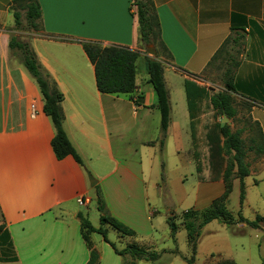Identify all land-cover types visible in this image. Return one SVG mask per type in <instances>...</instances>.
<instances>
[{
	"label": "crops",
	"instance_id": "0c3cea01",
	"mask_svg": "<svg viewBox=\"0 0 264 264\" xmlns=\"http://www.w3.org/2000/svg\"><path fill=\"white\" fill-rule=\"evenodd\" d=\"M13 1L0 0V264H88L92 252L96 264H124L102 235L82 228L79 215L101 226L89 174L98 181L107 214L133 232L126 236L104 226L118 250L137 245L161 254L155 262L137 264H188L183 215L209 208L226 193L228 158H212L207 134L215 123L208 115L215 111L204 98L191 112L185 82H196L210 96L223 91L212 87L205 68L226 39L241 38L233 95L238 109L250 104L247 115L264 135V0H153L160 39L171 54L163 67L171 114L162 151L161 113L146 68V59L160 52L153 57L141 49L133 0H38L41 28L29 34L30 45L64 96V129L83 165L72 156L57 159L39 87L11 55ZM92 40L140 52L133 95L98 91L95 69L80 44ZM168 148L174 150L170 163L162 157ZM256 159L244 183L247 190L258 189L260 199L247 194L241 204L237 176L227 198L228 209L249 221L264 218V157ZM81 197L89 202L80 205ZM169 218L178 226L175 236ZM259 230L209 223L195 264H264L261 244H253Z\"/></svg>",
	"mask_w": 264,
	"mask_h": 264
},
{
	"label": "trees",
	"instance_id": "16d2710c",
	"mask_svg": "<svg viewBox=\"0 0 264 264\" xmlns=\"http://www.w3.org/2000/svg\"><path fill=\"white\" fill-rule=\"evenodd\" d=\"M38 0H14L10 5L11 12L14 18L16 28H21L22 12H25L27 27L30 30L38 32L41 28L42 9ZM132 7L133 16L138 20V31L140 44L144 47L158 45L165 54L157 55V59H146V68L149 74V82L153 85L156 98L157 107L161 113V139L159 141L160 150H163L168 126L170 125L171 107L169 101V91L166 86L164 77V63L171 59V54L161 41V26L155 10L153 0H133ZM234 31V30H233ZM241 38L230 36L225 43L217 51L211 62L205 68L204 75L206 76L208 68L213 63L224 56L226 62L225 72L222 74L221 80L223 82V91H220L212 96L209 95L208 90L200 87L196 82L186 80V99L188 100L190 111L194 108L195 101L201 99H208L210 105L216 113L222 116L226 115L228 119H234L239 112L236 108V99L233 94H237V89L234 85V70L236 68V60L231 55L228 48L231 50H239L242 48ZM81 46L89 58L92 66L95 69V78L98 91L107 95H133L137 91L136 77H137V60L140 57V52L123 46H104L101 43L92 41H81ZM9 49L11 55H16L20 65L24 67L30 77L36 82L40 95L44 101V112L50 118L55 136L52 140V147L54 154L58 160H63L68 156H72L80 165H83L81 157L69 141L64 129L65 115L62 108L64 96L57 87L56 82L51 75L41 66L37 55L30 43L24 40H18L17 37L11 35L9 42ZM165 55V56H164ZM196 79V78H195ZM250 104L244 102V107L249 109ZM192 116V114H191ZM252 121V120H251ZM253 122V121H252ZM222 123H215L209 128L207 134V144L212 158L217 155H225L228 158V166L224 175L227 183L226 193L219 199L215 200L211 206L202 211H188L184 216V228L187 232L188 246L190 248L189 258L184 257L188 264H195L197 245L199 244L202 230L206 225L213 221H218L227 226L243 223L253 229H261L264 225V218L260 216L255 217L254 221H249L243 218L241 213L234 214L227 207V198L230 193V181L234 176H237L241 181L240 202L244 204L246 199V186L244 183L245 177L249 176V163L247 162L249 151H253L256 157H264V135L258 123L253 122L255 129H257L259 141L251 140V147L247 148L242 138L241 131L233 132L228 124L222 127ZM196 124L192 120L191 128L194 132ZM237 172L234 173V170ZM162 181H165L162 175ZM96 196V205L101 214V226L95 228L82 215V228L85 232L98 233L103 236L105 241L109 243L115 252L124 258V264H137L140 260L149 262L157 261L161 254L155 251H149L147 248H142L137 245H130L123 250H118L115 244L111 243L107 238L105 225L112 226L122 235L132 236L133 232L125 227L120 222L111 218L107 213L106 203L103 198L99 186L94 187ZM169 226L172 230L173 236L178 231V226L174 223L172 218H169ZM3 227L0 226V233ZM173 253L178 254V251ZM97 254L92 252L91 260L88 264H96Z\"/></svg>",
	"mask_w": 264,
	"mask_h": 264
},
{
	"label": "rangeland",
	"instance_id": "374dc122",
	"mask_svg": "<svg viewBox=\"0 0 264 264\" xmlns=\"http://www.w3.org/2000/svg\"><path fill=\"white\" fill-rule=\"evenodd\" d=\"M132 9H134V8H132ZM134 11H135V9H134ZM9 12L12 14L10 7H9ZM22 23H23V25H22L21 28L17 29L16 26H14V27L10 28V31L12 32L13 36L17 37L18 40H24V41L30 43L29 34H33L36 31L30 30L27 27L25 12H22ZM140 47H141V49L143 50V52L145 54H148L147 53L148 47H144V46H142V44H140ZM152 47L156 50V52H160V54H162V55L165 54L164 51L160 47H158V45H156V47L155 46H152ZM228 50L230 51L231 55L233 56V58L235 60L239 57V53L237 52V51H239L238 49L237 50H231L230 48H228ZM224 56H226V55H224ZM224 56L221 57L219 60L215 61L213 63V65H211L208 68V72L206 74V78L213 85L212 86L213 88H215L217 86L223 87V82L221 80V77H222V74L225 72L224 69H226V63H227L226 62L227 60L224 59L225 58ZM13 57L18 60V57L16 55H13ZM235 106H236L239 114L234 119H231V120L228 119V122L230 123L229 126L231 127L230 129L233 132H236L237 130L241 131V135H242V138H243V140L245 142L246 147L250 148L252 139H256L257 141H259V136H258L257 129H255L256 128L255 125L251 121V118H249V116L247 115V110L240 109V108H239L240 109L239 110L238 107H237L238 103H236ZM208 118H209L208 119L209 122L211 120L212 124L220 123V122L222 123V121H223V116L221 114H219V113H216V112L210 113L208 115ZM204 146H205V144H202V147H204ZM173 151L174 150L172 148H168V150L165 152L164 156H162L164 162L166 161V162L170 163V158H171L170 156H171V153H173ZM256 158H257L256 154L253 151H249L248 158H247L248 163L249 164H252V163L254 164L256 162V160H257ZM163 175H164V172H163ZM92 177L95 178L94 176H92ZM247 194L251 195V197L254 200H259L260 199V195L258 194V189H256L255 187H253V190H250V189L247 190V188H246V197H247ZM248 214H250V213H247V215ZM212 227H216V225L213 224ZM256 234L259 235L260 240L253 239L254 247H256L257 245L261 244L262 250H264V231H263V228H261L259 231H257ZM185 242H186V240H185Z\"/></svg>",
	"mask_w": 264,
	"mask_h": 264
},
{
	"label": "water",
	"instance_id": "95a60500",
	"mask_svg": "<svg viewBox=\"0 0 264 264\" xmlns=\"http://www.w3.org/2000/svg\"><path fill=\"white\" fill-rule=\"evenodd\" d=\"M147 52H148L151 56H153V57H156V55H157L156 50H155L152 46L149 47V49L147 50ZM226 124L230 125V123L228 122V118H227V116L224 115V116H223V121H222V124H221V125H222V127H223V126H225ZM88 177H89V181H90V184H89V185H91V187H95V186H97L96 184H98V181H97L95 178H93V177L91 176V174H89Z\"/></svg>",
	"mask_w": 264,
	"mask_h": 264
},
{
	"label": "built area",
	"instance_id": "2783aa9c",
	"mask_svg": "<svg viewBox=\"0 0 264 264\" xmlns=\"http://www.w3.org/2000/svg\"><path fill=\"white\" fill-rule=\"evenodd\" d=\"M133 10H134V9H133ZM134 104H135V102H134ZM32 109H33V112H35V107H34V105L32 106ZM87 202H89V200H87V198H85V197H81V198L78 199V203H79L80 205H85Z\"/></svg>",
	"mask_w": 264,
	"mask_h": 264
}]
</instances>
